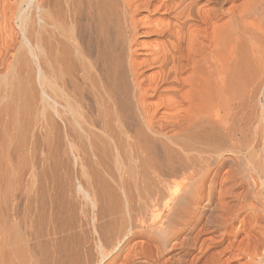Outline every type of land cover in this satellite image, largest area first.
Masks as SVG:
<instances>
[{
  "label": "bare ground",
  "instance_id": "1",
  "mask_svg": "<svg viewBox=\"0 0 264 264\" xmlns=\"http://www.w3.org/2000/svg\"><path fill=\"white\" fill-rule=\"evenodd\" d=\"M255 115L264 0H0V264L234 258Z\"/></svg>",
  "mask_w": 264,
  "mask_h": 264
},
{
  "label": "rangeland",
  "instance_id": "2",
  "mask_svg": "<svg viewBox=\"0 0 264 264\" xmlns=\"http://www.w3.org/2000/svg\"><path fill=\"white\" fill-rule=\"evenodd\" d=\"M255 117V119H254V122H253V125H254V127H252V133H253V135H252V139H251V141L253 140V141H255V144H256V146H258V147H256V149L254 148V150H256V151H254V150H252L253 149V147H255V144H254V142L252 141H250V147L249 148H251V145H253L252 146V151H253V153H252V151H250V149H249V151H248V153H247V151L246 152H244V154L245 153H247L246 155V159L249 161V162H251V163H249L250 165H248V168L250 169V171H252V172H250L249 171V169L248 170H246V174H245V172H243V176H247V172H249V175H251V176H254V178L257 180V181H260L259 180V177L261 178L262 177V180L264 179L263 178V175H260L261 174V169L260 168H262V166H263V164H262V162H264V153L261 151L262 149H260V148H262V146H263V144H261L262 142H261V140H260V125H259V120L257 119L258 117H256V115L254 116ZM257 119V120H256ZM258 125V128H256V126ZM256 128V129H255ZM259 142V144H258V142ZM259 149V150H258ZM250 153H252V154H250ZM260 153H262L261 155H260ZM249 155H251V156H253L252 158H251V161L249 160L250 159V157H249V159H248V156ZM263 158H262V157ZM257 157V158H256ZM263 160V161H262ZM261 162V164H262V166H261V164H259ZM257 167H256V166ZM258 165L260 166V167H258ZM252 167H254V169L259 173L260 172V174H256V172H254L253 173V171L254 170H251V168ZM258 169L260 170V171H258ZM253 173V174H252ZM260 175V176H259ZM245 176V177H246ZM257 176H258V178H257ZM240 177H238V179H239ZM241 179V178H240ZM241 181V180H240ZM238 182H239V180H238ZM244 181H242L241 183H239L240 185L238 186V188L236 187L234 190H233V193L232 194H234L233 196H235V197H231V196H229L228 198H226L225 199V202H227V203H229V204H235V205H237V204H239V203H241L242 201H243V195H244V190H246V185L243 183ZM244 184V185H243ZM258 185H260V182H259V184H258V182H257V187L254 189V190H256L254 193L256 194L255 196H257V197H255L254 195V197H252V198H249L248 197V202L250 203V204H252L256 209H258V212L257 211H255L254 213H253V219L255 220V221H258V222H255V221H253V219L252 218H250L249 219V217H248V215H246V212H240V214L238 215V217H237V219H235V221H233L234 223H232V226H231V230H234V229H236V230H234V231H236V232H238V237L236 238L237 240H238V243L240 242V241H242L243 239H245V240H243V242L245 243H242L241 244V246L238 248V250H237V252H235L234 253V258H233V256H229V254H225V255H222V257H221V260H220V262L218 263V264H263L264 263V243L262 244V246H261V248L259 247L258 249H255V246H253V243L252 242H248V241H246V237L244 236V235H246V232H247V230L248 231H253V233L252 234H254L255 235V232L254 231H256L257 229H259V227H260V225L261 226H264V189L261 187L262 185H260V187L258 186ZM253 190V191H254ZM236 192V193H235ZM259 192V193H258ZM238 195V196H237ZM261 195V196H260ZM237 197V198H236ZM229 199H231V200H229ZM234 199V200H233ZM260 199V200H259ZM227 200V201H226ZM229 200V201H228ZM238 200V201H237ZM255 200V201H254ZM241 201V202H240ZM234 202V203H233ZM255 217H257V218H255ZM259 217V218H258ZM241 218V219H240ZM252 219V220H251ZM257 219V220H256ZM261 219H262V221H261ZM248 220H251L250 222H248ZM240 221V222H239ZM246 222L248 223V224H246ZM258 224L257 226L255 225L254 226V224ZM252 223V224H251ZM245 224V225H244ZM244 225V226H243ZM249 226V227H254V229L255 230H252V228L250 229L249 227H247V226ZM242 227V228H241ZM233 228V229H232ZM244 228V230H242ZM247 230H246V229ZM250 229V230H249ZM241 231H244V232H241ZM240 232V233H239ZM263 232H264V229H263ZM262 232V233H263ZM245 233V234H244ZM253 235V236H254ZM256 235H258V234H256ZM255 235V236H256ZM216 236L217 237H219V235L218 234H216ZM264 236V235H263ZM209 238L210 236H205L204 238ZM245 237V238H244ZM263 239H264V237H263ZM264 241V240H263ZM226 242V241H225ZM222 245V244H221ZM221 245H219V247L218 248H213V250H215V251H213L212 249L210 250L211 252L213 251V252H217V250L219 251L222 247H221ZM238 245V244H237ZM195 254V253H194ZM235 255H236V257H235Z\"/></svg>",
  "mask_w": 264,
  "mask_h": 264
}]
</instances>
